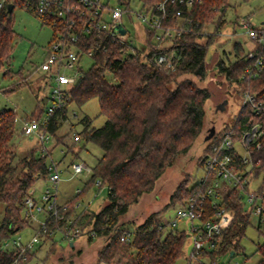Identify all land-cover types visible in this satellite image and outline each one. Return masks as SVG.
Returning a JSON list of instances; mask_svg holds the SVG:
<instances>
[{
    "label": "trees",
    "instance_id": "trees-1",
    "mask_svg": "<svg viewBox=\"0 0 264 264\" xmlns=\"http://www.w3.org/2000/svg\"><path fill=\"white\" fill-rule=\"evenodd\" d=\"M119 1L132 20L136 13L132 6L134 0ZM139 1L142 3L141 10L157 13L156 6L160 0ZM228 4L229 0L196 3L186 13L189 20L184 23L186 30L174 37L163 35L158 38V29L144 24L145 40H140L138 36V44L132 43V33L124 41L108 32L82 35L83 49H94L93 63L87 71H83L69 93L72 102L80 106L91 98H98L100 114L106 116V121L102 126L95 127L92 126L93 119L86 115L82 119L84 127L79 131V141L93 142L103 150V154L92 167V175L84 188L70 198L69 209L63 206L59 209L67 216L73 213L75 204L85 197L99 178L111 187L108 201L99 211H86L88 208L81 211L82 226L91 225L96 236L106 237V242L97 253L98 263L177 264L184 256L189 234L187 230L168 229L169 222L162 219L163 213L184 204L195 192L205 194L212 185L213 172L208 173L205 182L197 180L189 185L188 179H183L168 203L137 224L133 234L120 219L144 193L155 188L158 179L178 156L190 150L200 134L206 117V104L212 92L191 77H180L192 74L205 79L208 75L207 55L215 33H209L206 42H202L200 39L205 36L203 28L206 24L216 23L215 30H218L225 21ZM169 8L172 11L165 17L162 26L180 29L182 18L177 14L176 6L169 5ZM14 9L10 11L7 4L0 11V68L10 67L16 48ZM233 48L235 59L226 61L221 58L216 65L218 71L226 75L241 95L247 90L259 99L264 98V69L257 77L245 78L246 66L252 59L247 58V51L240 42H235ZM173 50L178 55L174 71L156 64L157 54ZM42 75L46 77V73ZM22 85L13 83L5 90L11 92ZM68 105L58 110L48 125V130L55 137V145L62 143L56 141L61 140L58 130L68 118ZM43 111L38 106L27 120L39 117ZM258 122L264 127V113L257 114L249 105L242 106L233 123H227L213 139L206 140L199 166H203L213 143L219 142L224 134L234 131V139L240 140L242 128ZM17 130L16 111L13 108L0 109V201L5 204L0 219V264H14L16 254L4 249L2 243L28 226L27 218L23 216L24 199L37 180L49 178L47 158L38 157L35 148L24 156H18L13 150ZM260 142V147H250L248 162H244L234 146L230 148L234 160L247 169L246 182L225 189L224 204L233 212V221L223 231L217 249L211 252L212 262L221 256L232 258L240 248V241L251 224L252 210L246 209L243 195L249 192L252 178L262 176V184L254 192L264 196V134ZM52 150L53 146L50 147L51 153ZM74 159L75 155H72ZM213 213L212 198L206 196V219ZM62 221L65 220L59 222ZM54 222L56 220L51 222L50 227ZM123 235L125 240L121 238ZM93 237L90 235L91 239ZM258 250L263 256L258 264H264V240L258 245ZM33 255V252L29 253V259Z\"/></svg>",
    "mask_w": 264,
    "mask_h": 264
},
{
    "label": "rangeland",
    "instance_id": "rangeland-1",
    "mask_svg": "<svg viewBox=\"0 0 264 264\" xmlns=\"http://www.w3.org/2000/svg\"><path fill=\"white\" fill-rule=\"evenodd\" d=\"M109 2L112 6H121L119 0H109ZM141 5L142 3L139 0H134L132 3L134 11H138ZM133 16V19L130 20L128 15L124 14L123 24L129 31L128 36L132 33L134 43L138 44V36L140 40H145L144 26L136 13ZM224 19V23L218 30H215L217 29L216 23L206 24L203 28L205 36L200 39L202 42H206L209 33H215L212 47L209 49L207 55L208 75L206 78L199 79L192 74H183L180 77V79L191 77L198 85L206 86L212 92L206 104L207 112L202 130L190 150L178 156L174 163L158 179L155 188L151 192L144 193L139 201L133 204L129 211L121 217L120 222H124V225L132 231V234L135 231L136 225L141 223L145 217L151 212L163 208L168 203L171 194L183 179H188L189 185H192L194 181L202 177L204 170L199 166V159L204 146H206L205 136L210 133L212 126H215V131H220L227 123H233L242 107V95L234 85H231L226 75L218 71L216 65L221 58H224L226 61L235 59L233 48L235 42H240L244 45L246 51H248L249 47H252V42L246 38V32L249 27H260L264 23V0H229ZM184 23L185 21L182 19L180 25H184ZM14 28L17 36L12 63L10 67L4 66L0 68V109L13 108L17 113L18 130L13 142V150H15L17 155L24 156L29 150L35 148V154L38 157H42L37 136L24 134L22 126L24 121L29 116H32V113L38 106L46 109V106L50 103L48 97L54 83L48 82L46 77L42 75L43 71L40 68V64L46 58L49 44L53 40L54 29L51 25L43 23L40 17L19 6L14 9ZM155 41H158V39ZM92 63V57L87 55L82 57L81 66L84 71H87ZM5 73H7L6 76H4ZM13 83H22L24 85L11 92L6 91L5 88ZM225 99H228L225 108H218V105ZM68 106V118L58 130L61 140L58 139V142L56 141V143L61 141L62 143L56 145L54 142L49 143L50 147L53 146L51 157L57 161L62 159L64 165H68L71 163L72 155H75V159L80 158L93 167L102 156L103 150L93 142H86L85 140L74 141L73 132H79L83 129L84 124L82 119L86 115L93 119L92 126L95 127L102 126L106 121V116L100 114L97 97L91 98L81 106L75 101L71 102ZM236 145L244 153L242 141H239ZM91 175L92 173H88L87 171L73 177H70L69 173L63 175L58 184V201L64 205V209H69L68 203L70 198L77 194L78 188H84L85 183ZM261 184L262 176L252 178L249 184V191L256 190ZM33 186L35 190L34 197L39 201L43 191L47 187H51L52 182L49 178L39 179ZM101 186L98 187L95 184L85 197L75 204L74 212L69 216L64 214L65 221L59 222V226L57 225L58 227H62V230L65 232L68 228L75 229L76 227H80V232L76 233L73 241L77 239L79 242L86 243V245L92 244L90 243L92 240L89 239V229L92 226H82L81 217L83 214L81 211L87 208L89 210L86 211H99L107 203V188H105L104 183ZM243 202L246 209H249L247 198H243ZM65 205L67 206L65 207ZM4 207V202L0 201V219L3 217ZM177 210L178 207L167 209L163 213L162 219L165 222H169L167 225L168 229L187 230L189 235L184 248V256L177 264H188V256L193 247L188 228L190 222L181 220L177 227H172L170 221L175 217ZM36 215L37 219L35 221L27 219L28 226L8 239L13 240L17 236H21L23 242L29 241L34 234V230L38 228L37 224L39 220H43L46 217L44 213L36 212ZM23 216L25 217L24 209ZM64 226L69 227L64 229ZM51 227L54 228V225ZM68 239L66 235L63 236L62 231H56V235H51L43 243L37 244L32 251L26 253V260L21 261H27L26 264H101L105 262L98 263V256L96 257L92 253L89 255L90 252L88 253L89 256L85 258L83 249H80V247L71 248ZM92 239L100 243L97 246L98 248L106 242L105 236L98 235ZM263 240L264 222L261 221L259 215L252 213L251 224L247 228L246 235L240 241V248L237 254L232 258L221 256L219 257V261L223 264L228 262L231 264H235L236 262L258 264L263 257L258 250V245ZM53 241H56V243L53 244ZM51 249L53 250L51 251ZM31 252L34 255L29 259V253Z\"/></svg>",
    "mask_w": 264,
    "mask_h": 264
},
{
    "label": "built area",
    "instance_id": "built-area-1",
    "mask_svg": "<svg viewBox=\"0 0 264 264\" xmlns=\"http://www.w3.org/2000/svg\"><path fill=\"white\" fill-rule=\"evenodd\" d=\"M202 0H160L157 3V13L148 10L135 11L141 22L153 29H158V38L163 35L174 37L176 34L181 35L186 26L180 25V29L162 26L165 17L172 11L169 5H175L177 14L188 22L186 13L191 11L194 5ZM13 4L14 7H22L31 13L37 14L42 22L47 21L54 29V38L50 42L46 58L41 62L40 68L46 73L48 82H53L50 92L49 104L46 109L37 118L25 120L22 131L26 135H36L40 143L42 157L47 158V168L49 180L52 186L47 187L38 201L31 191L25 197L24 214L28 220L35 221L37 213H44L45 219L39 220L38 228L34 230L32 238L23 242L21 236L13 240L5 239L2 247L7 251H13L16 254L14 264H21L26 260V253L32 251L37 245L43 243L51 235H56V231H62L63 236H67L68 242L73 241L76 233L80 232V227L68 228L66 232L59 226V221L64 219L65 215L60 211L64 206L58 201L59 181L65 173L70 177L84 173H92V167L80 158L74 159L67 166H63L61 161L52 158L49 143H55V137L48 130V125L54 114L72 102V96L69 93L71 88L78 82L83 74L81 60L84 55L92 57L94 49L84 50L81 42L82 35L100 34L108 32L110 35L124 41L129 38L127 31L121 33L117 28L123 24L124 6H112L109 0H0V11L6 5ZM44 23V22H43ZM125 26V25H124ZM126 27V26H125ZM127 29V28H126ZM128 30V29H127ZM247 40L252 42V47L247 51V58L252 59L246 66L244 77H257L264 69V23L260 27H249L246 32ZM132 43L134 41L132 39ZM177 52L159 53L155 56V62L158 66L165 67L170 71L176 69ZM242 106L249 105L253 112L257 114L264 113V98H257L249 91L245 90L242 94ZM219 130H216L213 139ZM264 134V127L261 122L244 126L240 140L234 139V131L224 134L219 142L213 143L211 152L208 153L203 161L204 174L199 179L205 182L208 173L213 172L214 178L212 185L206 193L195 192L187 201L178 207L175 217L170 221L172 227H177L179 221L187 220L190 222L189 231L193 247L188 256V264H223L218 260L212 262L210 254L217 249L219 240L223 231L232 223L233 212L224 204V192L226 188L240 186L246 182L245 174L247 169H243L230 151L235 147L237 152L242 155L244 162L250 161V147L257 145L260 147V139ZM74 141L80 140L78 131L73 132ZM242 141L244 153L237 148V143ZM102 179L96 180V185L102 187ZM110 192L111 187L105 185ZM82 189L78 188L77 193ZM206 196L212 198L214 213L210 218L206 215ZM249 202V209L252 213L261 217L264 222V196L254 191H249L243 195ZM67 205H65L66 207ZM54 222V228L50 227ZM56 225V226H55ZM58 225V226H57ZM70 225V224H69ZM89 233L96 236L97 233L91 227ZM122 240L126 239L123 235ZM22 260V261H21ZM101 264H109L102 262ZM224 264H231L230 262ZM235 264H242L236 262Z\"/></svg>",
    "mask_w": 264,
    "mask_h": 264
},
{
    "label": "crops",
    "instance_id": "crops-1",
    "mask_svg": "<svg viewBox=\"0 0 264 264\" xmlns=\"http://www.w3.org/2000/svg\"><path fill=\"white\" fill-rule=\"evenodd\" d=\"M206 137V136H205ZM204 140H206L205 138H204ZM205 143V142H204ZM61 161V164L63 165V166H66V165H64V162H63V160L61 159L60 160ZM66 174V173H65ZM34 187V186H33ZM33 187H31L30 188V190H31V193L32 194H34V192H35V190H34V188ZM29 190V191H30ZM68 200V199H67ZM66 201V200H65ZM62 204V203H61ZM90 240H92V242H90V243H92L91 245H86V243H82V242H79L77 239L75 240V241H71V242H68L69 243V246L71 247V248H73L74 249V247H80V249H83V255H84V257L86 258L87 256H89L91 253L92 254H94V256H98L97 255V253H98V249L100 248H98L97 246H99V242L98 241H96V240H93V239H91V238H89ZM85 252V253H84ZM90 252V253H89ZM88 253H89V255H88Z\"/></svg>",
    "mask_w": 264,
    "mask_h": 264
},
{
    "label": "water",
    "instance_id": "water-1",
    "mask_svg": "<svg viewBox=\"0 0 264 264\" xmlns=\"http://www.w3.org/2000/svg\"><path fill=\"white\" fill-rule=\"evenodd\" d=\"M13 4H10L9 5V10L11 11L13 9ZM117 28L119 29V31L121 33H125L127 31L126 27L124 25H118ZM228 102V99H225L224 101H222L219 105H218V108L220 109H224L225 108V104ZM215 133V126H212L210 128V133L208 135H206L205 139L208 140L210 139Z\"/></svg>",
    "mask_w": 264,
    "mask_h": 264
}]
</instances>
